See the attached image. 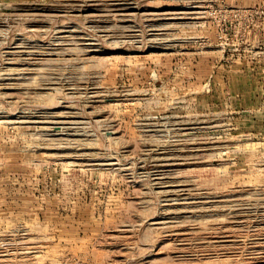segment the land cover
<instances>
[{
	"label": "rangeland",
	"instance_id": "374dc122",
	"mask_svg": "<svg viewBox=\"0 0 264 264\" xmlns=\"http://www.w3.org/2000/svg\"><path fill=\"white\" fill-rule=\"evenodd\" d=\"M263 242L264 0H0V264Z\"/></svg>",
	"mask_w": 264,
	"mask_h": 264
},
{
	"label": "bare ground",
	"instance_id": "6f19581e",
	"mask_svg": "<svg viewBox=\"0 0 264 264\" xmlns=\"http://www.w3.org/2000/svg\"><path fill=\"white\" fill-rule=\"evenodd\" d=\"M10 59H11V58H10ZM12 60H13V59H12ZM12 60H11V61H12ZM263 243H264V242H263Z\"/></svg>",
	"mask_w": 264,
	"mask_h": 264
}]
</instances>
